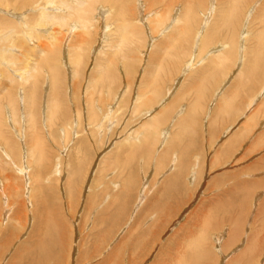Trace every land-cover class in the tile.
<instances>
[{"label": "bare ground", "instance_id": "6f19581e", "mask_svg": "<svg viewBox=\"0 0 264 264\" xmlns=\"http://www.w3.org/2000/svg\"><path fill=\"white\" fill-rule=\"evenodd\" d=\"M263 118L264 0H0V264H264Z\"/></svg>", "mask_w": 264, "mask_h": 264}, {"label": "rangeland", "instance_id": "374dc122", "mask_svg": "<svg viewBox=\"0 0 264 264\" xmlns=\"http://www.w3.org/2000/svg\"><path fill=\"white\" fill-rule=\"evenodd\" d=\"M142 47H137L136 48V50L137 51H141V50H144V49H141ZM249 52V51H248ZM121 63H119V65H118V69H119V76L118 77H121V78H119V79H121L120 80V85H123L124 84V74H123V71L120 69L121 68ZM143 65V62H138L137 63V65H136V67H135V70H139L140 71V69H141V66ZM89 68H90V66L89 67H87V68H83V71H82V74L84 73V71L85 70H87V71H89ZM121 70V71H120ZM122 73V74H121ZM139 73V72H138ZM137 73V76H135V77H137L138 78V74ZM155 76V78H157L156 80L158 81V77L156 76V75H153V76H151V77H154ZM132 78H134V76L132 77ZM156 80L155 79H152V78H149V79H147V82H145L144 83V87L146 88V89H148L149 88V86H152L153 84L154 85H156L157 84V82H156ZM145 84H147V85H149V86H147V85H145ZM152 86L153 88H151L152 89V91L154 90V87L155 86ZM136 87V85H134V88ZM149 92H152V91H150V90H148ZM181 96V95H180ZM191 97L192 96H189L188 95V99L189 100H191ZM193 98V97H192ZM124 103V102H123ZM184 103V102H183ZM215 103V102H214ZM213 103V104H214ZM182 104V103H181ZM210 111V110H209ZM143 119H141V120H139V122H141ZM261 120H264V118L263 119H261ZM137 123H138V121H136ZM136 122H135V124H136ZM121 123L122 122H119V125H117V129H118V132H120V128H121ZM203 135H206V133H203ZM77 139H80V138H77ZM203 139H204V137H203ZM198 155V154H197ZM196 155V156H197ZM70 159H71V157H68L67 159H66V162H67V167L61 172V174L60 175H62L63 173H66V172H68V169H69V162H70ZM75 164V163H74ZM118 165V164H117ZM117 165L116 166H113V167H111V168H108V171L111 173L113 170H117V172H122V169H120V167H119V165H118V167H117ZM74 167H76V164L74 165ZM157 171V172H156ZM164 171V170H163ZM116 172V173H117ZM155 172V173H154ZM153 173V174H152ZM161 173V174H160ZM162 173H164V172H161L158 168H154V169H152L151 171H149L147 174L148 175H146V176H148V177H150L151 179H156L155 180V184H154V187L157 185V186H159L158 185V177H161L162 176ZM152 174V175H151ZM155 174V175H154ZM150 175V176H149ZM159 175V176H158ZM37 177V176H36ZM164 180H166V179H164ZM160 183H161V181H160ZM42 184H44V183H42ZM161 185V184H160ZM29 187H30V190H32L33 188H34V185L32 184V183H30V185H29ZM153 187V188H154ZM152 188V187H151ZM211 195H209V196H207V197H210ZM165 200H166V198H165ZM66 200L64 199V200H62L61 202H65ZM149 201V199L147 200V203H146V205H145V208H143L144 210H142L141 208L139 209V210H137V212H145L144 214L146 215V211L150 208L149 206L151 205V202H152V199H150V201ZM165 202V201H164ZM167 202V201H166ZM164 203L163 205L165 206L164 208H166V206H168V203ZM205 202V201H204ZM203 202V204H207L206 202L204 203ZM167 204V205H166ZM203 206V205H202ZM201 206V207H202ZM179 208H181V203L179 204V206H178ZM188 207V209L190 210V208H189V205L187 206ZM201 209V212H200V214H205V215H203L202 216V219H201V221H202V223L203 222H205V219H206V216H207V213L206 212H203V210H202V208H200ZM80 208L78 209V211L75 213L76 215H78V216H80L81 214L79 213L80 212ZM167 210V208L165 209V210H163V211H166ZM192 211V209L190 210V212ZM134 213H132V216H134L133 215ZM181 214V213H180ZM136 216V215H135ZM141 217H143L144 218V215H142ZM180 222H182V220L180 221ZM184 223V221L182 222V223H180V224H183ZM85 234V233H84ZM163 235V234H162ZM171 235V234H170ZM173 235V234H172ZM167 236V235H166ZM77 239H79V236H78V238ZM166 238H164V239H162V241H161V243H160V245L161 244H163V243H165L166 242ZM115 252V251H114ZM118 256H119V259H122V256H123V252L122 251H117V253H116ZM115 254V255H116ZM111 255V254H110ZM113 256H114V254H113ZM78 256H76V258H77ZM165 257V258H164ZM172 257V256H171ZM163 258L166 260L165 261V263H167V262H169V263H171V260L170 259H168L167 258V256H163ZM150 262V261H149Z\"/></svg>", "mask_w": 264, "mask_h": 264}, {"label": "crops", "instance_id": "0c3cea01", "mask_svg": "<svg viewBox=\"0 0 264 264\" xmlns=\"http://www.w3.org/2000/svg\"><path fill=\"white\" fill-rule=\"evenodd\" d=\"M210 103H211V102H210ZM210 103L208 104L210 107L208 106V107L206 108V110H207V109H209V110L211 109L210 111H211V113H212V114H211V116H212V115L216 114V110H217L218 107H217V104H216V103H215V104H213V103L210 104ZM212 106H213V107H212ZM211 107H212V108H211ZM219 109L221 110V108H219ZM219 109H218V111H217V114H218V112L220 111ZM204 112H205V111H203V115H204ZM209 114H210V112H207V113H206V115H205V117H206L205 121H207V120L209 119V116H210ZM233 114H234L235 117H236L237 112L234 110V111H233ZM203 117H204V116H203ZM203 117H202V119H203ZM205 117H204V118H205ZM207 117H208V119H207ZM199 118H200V115H199ZM213 120H216V117H214ZM234 120H235V119H234ZM199 121H200V120H199ZM201 122H202V121H201ZM203 122H204V121H203ZM214 123H215V121H213L212 124H214ZM206 134H207V132H206ZM205 139H206V137H205ZM241 176H242V175H241ZM200 184H201V183H200ZM206 184H207V182L205 183V186H206Z\"/></svg>", "mask_w": 264, "mask_h": 264}]
</instances>
